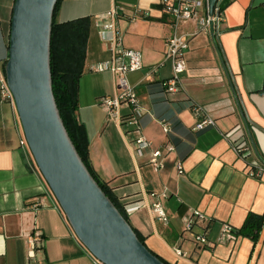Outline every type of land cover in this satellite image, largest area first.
<instances>
[{"label":"crops","instance_id":"1","mask_svg":"<svg viewBox=\"0 0 264 264\" xmlns=\"http://www.w3.org/2000/svg\"><path fill=\"white\" fill-rule=\"evenodd\" d=\"M228 1L219 11L215 38L199 31L204 6L177 28L188 46L176 92H166L163 85L172 75L164 51L173 29L159 0H61L54 17L58 24L90 20L75 110L87 138L89 165L146 247L168 264H264V223L255 241L236 233L248 214L264 216V174L248 175L249 167L264 165V0ZM13 2L0 0V69L8 54ZM113 9L122 47L142 55V68L127 74L143 108L139 133L109 118L99 104L101 97L117 93L112 74L90 70L111 55L99 25ZM192 104L215 125L194 130ZM118 112L124 118L129 108L122 105ZM138 135L150 142L141 156L134 152ZM21 136L15 107L0 99V264H94L28 148L20 145ZM240 140L249 148L244 157L234 149ZM158 148L161 166L155 169L149 160ZM156 203L166 222L156 217ZM193 211L204 216L194 226L205 232L204 248L185 232L184 221ZM224 224L235 230L234 239L222 235ZM29 237L34 238L32 256ZM176 248L184 256H177Z\"/></svg>","mask_w":264,"mask_h":264},{"label":"water","instance_id":"2","mask_svg":"<svg viewBox=\"0 0 264 264\" xmlns=\"http://www.w3.org/2000/svg\"><path fill=\"white\" fill-rule=\"evenodd\" d=\"M221 1L209 0L211 14ZM56 2L14 0L8 54L3 66L33 162L77 239L94 258L103 264H166L140 241L130 223L102 191L60 117L50 70ZM215 34L211 32L214 38ZM224 69L237 100L230 74L225 66ZM245 126L250 137L246 120Z\"/></svg>","mask_w":264,"mask_h":264},{"label":"built area","instance_id":"3","mask_svg":"<svg viewBox=\"0 0 264 264\" xmlns=\"http://www.w3.org/2000/svg\"><path fill=\"white\" fill-rule=\"evenodd\" d=\"M159 4L164 12L171 17V27L173 29L172 35L167 38L165 42L164 59L170 61L172 75L169 79L163 82L166 92H176L181 89L180 74L186 69V62L184 53L187 49V36L176 34V30L183 22L196 18L199 9L204 6L206 10V17L199 24V31L203 33L214 32L217 33V23L219 21V7L215 8L211 14L209 11V0H159ZM218 12L217 14L215 12ZM138 10L135 9V15ZM116 15V10L113 9L106 12L101 18L107 19L100 23L99 34L103 41L110 44V57L107 60L101 61L93 65L90 70L96 72L109 71L115 82L117 93L110 97L104 96L99 99V104L106 110L107 115L111 119H117L120 123L134 128L135 132L139 133V118L142 115L143 108L137 96V92L133 86L128 83L127 74L142 68V55L139 51L126 49L122 47L121 31L112 21ZM0 99L8 102L11 106L15 107L13 96L6 84L4 71L0 69ZM125 105L129 108V113L126 117H119V108ZM191 109L196 117L194 130H202L209 126H214L215 121L210 116L206 115L202 108L196 104H192ZM19 120V119H18ZM20 123V122H19ZM165 131L168 130L166 123H163ZM21 126V125H20ZM22 129V128H21ZM23 133V132H22ZM21 146L28 148L24 135L21 136L19 141ZM134 152L137 156H141L143 152L150 147V142L143 136L138 135L133 140ZM171 149V147H168ZM234 149L238 155L244 157L248 154L249 148L244 145L242 140L234 144ZM29 150V149H28ZM162 157L161 149L151 151L149 163L153 168L158 169L161 166L160 158ZM264 174V165H257L249 167L248 175L258 178ZM49 190V188H48ZM50 192V190H49ZM51 193V192H50ZM153 211L156 217L166 222V215L159 203L153 206ZM204 216L198 212L193 211L184 221L185 232L194 241L196 246L204 248L208 246L205 232L198 233L194 230L195 223L198 219H203ZM235 230L229 225L224 224L222 228V235L234 239ZM29 248L28 255L32 256L34 247V238H28ZM175 254L177 256H184V253L176 248ZM94 264H103L90 254Z\"/></svg>","mask_w":264,"mask_h":264},{"label":"trees","instance_id":"4","mask_svg":"<svg viewBox=\"0 0 264 264\" xmlns=\"http://www.w3.org/2000/svg\"><path fill=\"white\" fill-rule=\"evenodd\" d=\"M60 1L61 0H57L54 8L50 41V70L52 91L55 102L68 135L83 163L102 191L106 194V196H108L119 212L127 220L121 204H119L115 199L107 183L99 180L90 168L88 161L87 138L83 128L75 119L78 81L83 71L90 20L89 18H81L62 24L55 23L54 17ZM228 2V0H222L219 5V11H221L228 4ZM4 63L5 60L2 64L3 66ZM262 223H264V216H258L250 213L246 216L240 229L236 230V233L247 236L255 241L258 232L261 229ZM135 233L140 241L144 243L141 236H139L136 231Z\"/></svg>","mask_w":264,"mask_h":264}]
</instances>
